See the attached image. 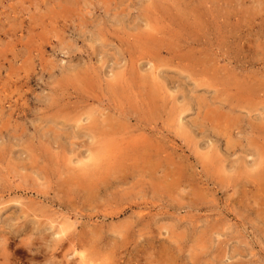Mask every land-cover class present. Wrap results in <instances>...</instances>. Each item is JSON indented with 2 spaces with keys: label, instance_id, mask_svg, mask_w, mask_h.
Listing matches in <instances>:
<instances>
[{
  "label": "rangeland",
  "instance_id": "obj_1",
  "mask_svg": "<svg viewBox=\"0 0 264 264\" xmlns=\"http://www.w3.org/2000/svg\"><path fill=\"white\" fill-rule=\"evenodd\" d=\"M0 264H264V0H0Z\"/></svg>",
  "mask_w": 264,
  "mask_h": 264
},
{
  "label": "bare ground",
  "instance_id": "obj_2",
  "mask_svg": "<svg viewBox=\"0 0 264 264\" xmlns=\"http://www.w3.org/2000/svg\"><path fill=\"white\" fill-rule=\"evenodd\" d=\"M94 131V130H93Z\"/></svg>",
  "mask_w": 264,
  "mask_h": 264
}]
</instances>
